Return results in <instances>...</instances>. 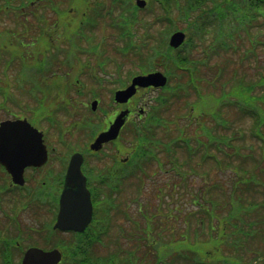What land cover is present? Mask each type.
<instances>
[{"label": "rangeland", "instance_id": "374dc122", "mask_svg": "<svg viewBox=\"0 0 264 264\" xmlns=\"http://www.w3.org/2000/svg\"><path fill=\"white\" fill-rule=\"evenodd\" d=\"M133 1L135 2V0ZM15 2L20 4L21 1L0 0V43L11 48L15 56H17L13 59V55H11V63H9L8 67H5V62L8 59L7 53H12L6 50L4 52L0 51V87L9 90L13 94L14 100L20 103L15 104L9 101L6 106L0 104V120L9 117V115L12 117L11 112L14 111L18 115L25 114L34 125L45 130L49 145L62 146V148H57V151L63 150V155L75 149L84 151L87 149L85 147L87 143L91 142V133L94 134L98 129L105 127L118 113H116L117 108L114 109V107L120 106L119 104L124 105L128 103L126 101L116 104V92L122 89L120 86H125L127 83L130 84L134 74L141 70L138 65V62L141 63V59L138 58V54L133 49L127 47L129 36L123 35L121 20L117 16L120 11L118 8L121 7L114 5L115 3L112 4V0H56L62 8L60 13L57 14L53 8H41V11L45 14L44 20L48 21V25L50 26L49 33H51L53 40V46L48 48L46 47L48 42L45 40V37L39 35L41 33L40 26L37 29V25L41 24L39 19L31 13H27V16L17 13L18 9ZM56 2L54 3L56 4ZM153 8L157 12H149L150 9H144L140 11V14L149 19L150 23L152 22L153 25L150 26V30L153 31L156 39H161L167 30H163V32H160V30L171 27L170 21L156 23L154 21L155 14L161 13L162 9L157 4H154ZM19 11L21 12V10ZM179 12V9L173 7L170 16L174 18L177 27L184 29L183 26L186 25V22L178 17ZM81 21H85V27L83 26L84 29L82 31L83 37L77 34ZM232 22L235 23L233 19L230 20L231 25ZM131 28L135 32L133 43L137 45L144 32V27L141 23H138L135 28L133 26ZM171 30H174V28ZM217 30L218 27L212 25L201 38L197 35L198 38L195 36V55H193L192 59H199L205 63L199 65L200 69L198 71V75L200 77L203 76L200 84L201 97L198 98L190 86L186 87L185 90L181 89L179 91L177 89V83L186 84L189 81V75L183 71L177 72L171 82L175 86V91L181 93L180 97L179 95L172 97L169 94L170 90L163 91L159 89L144 93L146 98H150L148 100L150 102L159 98L160 95L169 97L167 99L168 102L160 104L162 106L161 114L164 121L169 123L165 126L163 124L158 128L159 135L164 139H167L166 137L170 131L174 137L177 136L179 139L185 138L183 127L187 132L186 134L190 136L195 135L196 132L200 135V131L198 130L200 126L197 123L188 122L189 120L187 119V117H190L188 113L191 110V106L195 107V113L192 114L197 117L196 113H199L203 109L209 110L213 107L216 97L222 92V88H227L229 91V89L238 84L242 76L246 77L248 82H254L258 79L260 71H264V45L257 44L255 54L252 53L248 57H245L244 53L250 47L251 40L249 35L242 33L241 37L236 36L235 39L229 38L230 48L222 50L215 43ZM251 31L256 34L258 39L264 41L263 16L260 15L255 19ZM38 35L40 36L38 38L39 41L34 44L33 40ZM48 40L51 44V39ZM29 44L31 46H28ZM236 44L239 47H235ZM216 46H218L219 52L214 51ZM148 50L147 46L146 52ZM43 51H45L44 60L48 55L53 58V67L50 69L52 72L48 76L39 67L43 59ZM68 61H70L69 64L71 65L67 64ZM20 62L21 64H19ZM36 63H38V69H34ZM17 77H19L18 80ZM32 79L36 80L34 84L39 82L40 89L38 93L42 97H45L44 89L46 90V94H48V88L50 95L49 101H47L48 104L38 103L33 94H31V89L25 82ZM48 80L52 83L53 98H51V86L45 84ZM127 80L130 82H127ZM76 81H79V83ZM18 84L23 88L18 90ZM188 92H190L189 96H187ZM2 96L3 94L0 91V102ZM94 97L101 99V105L99 106L100 109L98 107L97 110L92 111L90 103ZM126 109H129V107L124 106L120 111ZM224 115L234 123L229 130L230 135H239L240 131L238 133V130H243L242 135L245 133L246 136L239 140V144L257 145L255 149L258 152L259 142L251 134L254 118L239 113L235 107H227ZM47 116H52L54 119L49 121ZM203 119H206L209 125L212 124L210 117L206 116ZM85 122L87 123L84 124ZM127 128L123 139L118 142V158H121V155L124 157L131 156L130 152L126 153L129 148L128 144L126 146L125 137H132V127L128 126ZM235 130H237L236 133ZM182 148L183 146H178L176 149L181 159L185 157ZM105 150L107 152L101 155L100 160H92L93 163L91 164L93 167L99 169V167L104 168L106 165L110 166L113 163L112 154L116 151L115 144L108 145ZM162 157L166 159L163 154ZM255 157H258L257 153ZM254 162L255 159L249 160L246 164L247 167L252 168ZM158 164L161 172L163 171L162 168L166 167L171 170V164L163 162H159ZM208 164L211 165V163H207L204 166H199L201 173L188 172L191 174L190 177L185 182L180 179L181 183H179L177 191L173 187L172 182L174 181L169 180L173 179L171 174L154 173L158 170L156 163L150 167H146V173L151 170L150 174H152V177L156 176L155 181L151 177H145L144 180L138 178L136 180L135 178L134 181L126 183V186L122 184L125 186V190L115 204L118 211L115 214L116 226L113 228V233L115 234L113 238L114 242L111 245L109 237L108 243L102 248L97 247L93 249L92 254L94 256L101 254L110 256L115 250L118 252L121 248L144 246V242L142 241L128 240L126 233L124 234V230H128V234L131 236L133 234L136 235L135 233L143 229L141 223H144V221L141 217H139V220H134L135 225L131 218L139 216L138 207L140 204L135 199L139 198V200L144 202L143 205H146L149 201V195L152 203L147 204L146 208L152 212L156 211V207L160 201H165L167 204L164 203L166 209L169 208V204L171 207L177 205L180 208V211L176 212L175 218L169 219L165 225L169 231L170 229H175L178 233V235H173L171 238L173 242L179 241V244L189 246L192 242L207 240L209 236L203 231L198 235L196 234L195 226L199 225L198 221L190 223V220L186 218V214L188 211H194L197 217L199 213L196 209L199 206L194 202L195 196H199L200 200H204L205 202L210 195L208 188L211 184L220 182L227 187L231 183V176L233 175L232 171L217 169L214 164L209 168ZM179 169L178 167L175 171ZM207 169H209L208 174L205 175L204 172ZM185 172L181 168V173ZM157 184H160L165 190L163 199L156 195V191L159 189V187H156L158 186ZM143 187L145 188L144 190ZM137 189L143 190V193H139L138 197L135 196ZM222 193L213 190L212 194L213 197L218 195V200L223 201L224 194ZM251 194L254 193H249L246 195V198L248 199ZM257 199L264 200V188L262 196ZM166 200L171 201V203ZM206 204L209 205V202H206ZM124 207H127V210L130 212L129 214L132 216L130 220L123 213H120ZM25 216L23 215V220L26 219ZM22 224L25 223L22 221ZM190 224L193 226L190 227ZM120 225L124 226L120 227ZM24 230L27 231V227ZM183 231L187 232L184 238L183 234H180ZM167 232V230L164 231V233ZM206 243L208 245V242H202V244ZM256 243L260 247L264 246L261 242ZM257 264H264V257Z\"/></svg>", "mask_w": 264, "mask_h": 264}, {"label": "trees", "instance_id": "16d2710c", "mask_svg": "<svg viewBox=\"0 0 264 264\" xmlns=\"http://www.w3.org/2000/svg\"><path fill=\"white\" fill-rule=\"evenodd\" d=\"M30 1L22 0V3H30ZM114 1L121 7L118 17L123 27V35L130 36L127 45L133 47L132 49L141 59V63L138 62L140 69L148 71L160 67L169 74L171 79L182 68L191 75L197 72L195 70L197 68L196 60L192 59L195 55V36L197 35L199 38L204 36L212 24L218 27L215 43L222 50L230 48L229 38L241 37L242 33L249 35L251 40L250 47L244 53L245 57L252 53L255 54L257 44L264 45V41L258 39L256 34L251 31L255 19L260 15L264 17V0H150V4L156 3L163 9L161 13H156V17L161 20L169 15L173 7H176L180 11L178 17L187 21L188 39L177 49L169 46L166 37L155 38L153 31L150 30L152 22L150 23L149 19L140 14L139 8L132 0ZM167 19L173 21L171 16H168ZM231 19L235 21V23L232 22V25L230 24ZM138 23L144 27L143 39L141 44L134 45L130 29H132L131 26L135 27ZM172 23L177 26V23ZM83 29L84 27L79 30L81 34ZM147 46L148 52H146ZM218 46L214 48V51H220ZM235 47H239V45L236 44ZM0 48H3L1 44ZM202 77L200 78L202 79ZM172 88L173 91L169 93L172 97L180 95L179 93L176 95L177 92L172 84L169 83L164 87L166 90ZM197 91L201 97V89L197 88ZM167 99H169L168 96H164V99L161 96L159 105L168 102ZM228 106L235 107L239 113L254 118L251 134L259 142L258 152L255 149L257 145L239 144V140L246 136L245 133L242 135L243 130H238V133L240 131L239 135H230L229 130L234 123L224 115ZM158 107L157 103H154L149 111L148 123L141 129L135 128L133 158L136 176L128 180V183L134 181L135 178L144 180L145 177L152 176L151 170L146 173V167L152 158H158L159 151L164 150V154L168 155L165 160L161 159V162L171 164L172 171H174L178 139H175L171 131L169 133L172 135L168 133V136L171 137L167 136V139L159 135L158 128L169 123L160 118L161 110H156ZM190 111L188 113L190 117H187L188 122L197 123L200 126L198 129L200 135L196 132L195 135L190 136L186 134L183 127L185 138L179 145L183 146L185 157L182 159V168L186 172L181 173V177L189 178L191 174L187 172L191 170L201 173L199 166H204L207 163L214 164L217 169L233 172L231 183L227 187L220 182L210 185L208 188L210 195L205 202L200 200L199 196H195L194 202L199 206L196 209L199 213L197 217L194 211H188L186 214L190 223L198 221L199 225L195 226L197 235L203 231L209 236L207 240H204L208 242V245L207 243L202 244L204 241L192 242L189 246L181 245L179 241L173 242L171 238L178 233L175 229L169 231L165 225L169 219L175 218L176 212L180 211V208L177 205L171 207L169 204V208L166 209L165 201H160L156 211L152 212L146 208L147 204L152 203L149 195L148 203L138 207L139 216L134 218V220H139V217L143 219L144 223H141L143 229L135 233L136 235L130 236L132 239L144 242V246L118 248L120 249L118 252L115 250L110 256L101 254V259L89 263L92 256L87 255V246L78 247L79 244L74 247L73 255L77 257L81 251L85 255L82 261L77 264H257L264 257V246L260 247L256 243L264 244V200L257 199L262 196L264 188V71H260L258 79L254 82H248L247 78L242 76L238 84L229 91L227 88H222L213 107L196 113L198 118L192 114L194 112ZM206 116L212 119L211 125L208 124L207 118L203 119ZM236 132L237 130H235ZM256 153L257 158L255 157ZM251 159H255V162L253 167L249 168L246 164ZM211 165L207 166L210 168ZM123 167L125 166L117 167L115 171L117 176L107 179L108 185L105 184V179L102 182L103 187L101 182L96 184L98 192H103L106 187V192L110 196L107 198L108 202L104 211L106 209L110 211L112 206L116 209L112 195L115 192L120 194L123 189L122 184L126 182L127 176L122 173ZM162 169L169 172L168 168ZM208 170H205V175L208 174ZM172 183L174 190L177 191L180 184L175 181ZM143 190L137 189L135 196L143 193ZM213 190L223 192V201L218 200V195L213 197ZM164 192L163 188L157 189L156 195L163 199ZM249 193L254 194H251L247 199L246 195ZM118 197L120 198V195ZM202 198L204 199V197ZM166 201L171 203V201ZM206 202H209V205ZM126 212L125 207L120 211L123 214ZM212 222L214 223L212 224ZM191 226L193 225L190 224ZM165 230L168 232L164 233ZM186 233L183 231L180 234H183L184 238Z\"/></svg>", "mask_w": 264, "mask_h": 264}, {"label": "flooded vegetation", "instance_id": "af4514ba", "mask_svg": "<svg viewBox=\"0 0 264 264\" xmlns=\"http://www.w3.org/2000/svg\"><path fill=\"white\" fill-rule=\"evenodd\" d=\"M35 2L36 1L33 2V5L39 6L45 1L37 0V2ZM32 13L40 15L42 11L37 8L34 9ZM40 29L43 37L51 39L52 36L51 33H49L48 21L45 23L42 22ZM36 39H38V37ZM38 41L39 39L33 43L36 44ZM42 54L44 59L45 51H43ZM39 67H41L48 76L50 72H52L50 69L53 65L47 64L46 61V64H42ZM18 79L19 77H17V80ZM129 80L131 81V79ZM129 80H127V82H130ZM26 81L28 82L25 83L29 85L31 94H33V97L38 103L43 104L49 101L50 95L47 88L49 85L51 86V98H53L51 89L52 83L49 80V82H45L48 92V94H46V90L44 89L45 97H42L38 93L40 89L39 82L34 84L35 81L33 80ZM125 86L122 85L120 87L123 88ZM17 88L19 90L23 87L18 84ZM153 89V87H148L147 91ZM140 90L141 89L138 90V93ZM2 94L1 103H9V101L11 102L15 99L12 96L13 94L7 89H5ZM135 96L132 97L128 103L116 106V113L122 110L124 106H128L130 109V113L120 135H123L125 129L133 125L134 122L143 123L145 120V116L139 114L136 110H139L140 106L146 105V101L142 103L141 99H135ZM17 97L19 96L17 95ZM5 99L7 100L5 101ZM136 114L138 116H136ZM109 124L110 122L103 127V130H106ZM112 143H115V141L106 143L103 149L99 151H94L89 147L84 151L80 150L84 155L82 169L87 176L88 186L92 192L94 209L92 220L83 231H80L76 227L71 228L58 224L63 206L62 197L68 174V166L70 158L76 150L72 151V153L68 152L66 155H63V150L57 151V148H62V146L47 145L48 159L37 165L26 166L24 168L23 182L15 181L13 175L8 171L6 164L0 161V264H21L27 251L31 248L43 249L46 251L59 249L61 260L58 264H71L72 262L82 261L85 255V253L83 255L82 251L77 254V257L73 255L74 247L79 244L78 247L83 245L87 246L86 251L97 247L102 248L108 243L110 237L109 242L112 245L115 236L113 228L116 226V209L112 206L110 211L107 209L104 211L105 205L108 202L107 198L110 196L106 192V187H104L105 190L103 192H98L96 184L102 182L103 179H109L108 175L113 168V178L116 177L117 172L115 171L117 170V163L114 161L113 166L106 165L104 168L99 167V169L93 167L91 164L93 163V159L100 160L101 154L105 152V148ZM121 165H125L122 173L132 176L133 163L129 162L128 158H124ZM94 180L96 182H94ZM112 197L115 203L118 194L114 193ZM23 215H26V219L24 220ZM22 221L25 224H22ZM26 227L27 231L24 230Z\"/></svg>", "mask_w": 264, "mask_h": 264}, {"label": "water", "instance_id": "95a60500", "mask_svg": "<svg viewBox=\"0 0 264 264\" xmlns=\"http://www.w3.org/2000/svg\"><path fill=\"white\" fill-rule=\"evenodd\" d=\"M137 3L140 6H145L146 0H137ZM185 37L186 33L184 31H175L171 35L170 44L178 47L183 43ZM167 80V75L162 71L139 74L133 78L128 87L117 90L116 101H128L136 93L138 86H163L167 83ZM96 104L97 100L93 103L94 107H96ZM128 113L129 109L121 111L109 129L101 132L96 137L91 147L99 149L104 142L117 138ZM21 128L28 129L33 138L23 136ZM45 159L46 149L43 133L34 127L27 118L1 121L0 161L7 165L15 181H24L23 171L27 164L42 163ZM82 162V153L76 152L72 155L63 191V206L58 222L60 226L76 227L80 230L88 224L92 215L91 192L87 187L86 176L82 172ZM59 259L60 254H57V251L44 252L41 249L32 248L27 252L23 264H57Z\"/></svg>", "mask_w": 264, "mask_h": 264}, {"label": "snow or ice", "instance_id": "6c2138e0", "mask_svg": "<svg viewBox=\"0 0 264 264\" xmlns=\"http://www.w3.org/2000/svg\"><path fill=\"white\" fill-rule=\"evenodd\" d=\"M21 130H22L21 134H22L23 136L33 138L31 132H30L28 129H23V128H21Z\"/></svg>", "mask_w": 264, "mask_h": 264}]
</instances>
